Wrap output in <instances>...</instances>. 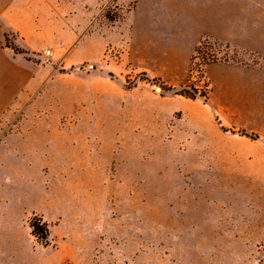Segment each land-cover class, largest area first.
Returning <instances> with one entry per match:
<instances>
[{
  "label": "rangeland",
  "instance_id": "374dc122",
  "mask_svg": "<svg viewBox=\"0 0 264 264\" xmlns=\"http://www.w3.org/2000/svg\"><path fill=\"white\" fill-rule=\"evenodd\" d=\"M163 1L0 0L3 47L40 78L0 118V145L35 154L0 158V264H264V137L207 72L264 56L206 39L171 71Z\"/></svg>",
  "mask_w": 264,
  "mask_h": 264
},
{
  "label": "crops",
  "instance_id": "0c3cea01",
  "mask_svg": "<svg viewBox=\"0 0 264 264\" xmlns=\"http://www.w3.org/2000/svg\"><path fill=\"white\" fill-rule=\"evenodd\" d=\"M177 4L175 9L174 5L163 1L161 19L154 21L171 37L157 50L163 49L166 56L182 53L179 69L175 67L171 71L184 72L187 59L205 39L264 56V0H177ZM7 21L27 36L35 32L32 23L21 25L17 18ZM3 32L4 26L0 23V118L13 103L25 104L28 94L38 90L40 85L37 72L3 47ZM207 72L214 98L228 105H241L243 120L258 123L249 129L261 130V137H264V67L214 61L207 64ZM9 143L0 145V158L5 156L4 161L24 163L35 158V154L32 157L30 152L25 153L21 147Z\"/></svg>",
  "mask_w": 264,
  "mask_h": 264
},
{
  "label": "trees",
  "instance_id": "16d2710c",
  "mask_svg": "<svg viewBox=\"0 0 264 264\" xmlns=\"http://www.w3.org/2000/svg\"><path fill=\"white\" fill-rule=\"evenodd\" d=\"M174 93L180 94V95H183L189 98H195L196 95H198L197 93L199 92L197 88L194 87V85H190L187 83V84H184L181 89L174 91ZM30 226L32 229V233L38 236L41 239V241L45 242L47 235H48L47 223L45 221H42L41 219H36V217H33L30 221Z\"/></svg>",
  "mask_w": 264,
  "mask_h": 264
},
{
  "label": "built area",
  "instance_id": "2783aa9c",
  "mask_svg": "<svg viewBox=\"0 0 264 264\" xmlns=\"http://www.w3.org/2000/svg\"><path fill=\"white\" fill-rule=\"evenodd\" d=\"M10 126L11 128L16 126L15 121H12L10 125H7V123H4L3 121L0 122V140L4 137L6 131L10 128Z\"/></svg>",
  "mask_w": 264,
  "mask_h": 264
}]
</instances>
